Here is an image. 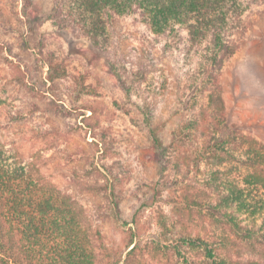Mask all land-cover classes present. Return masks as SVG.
Here are the masks:
<instances>
[{
  "label": "trees",
  "instance_id": "16d2710c",
  "mask_svg": "<svg viewBox=\"0 0 264 264\" xmlns=\"http://www.w3.org/2000/svg\"><path fill=\"white\" fill-rule=\"evenodd\" d=\"M263 1L55 0L47 19L86 37L103 55L120 92L114 104L150 141L156 184L170 189L167 208L158 210L156 232L139 238L149 197L135 194L140 207L124 216L128 170L119 158L101 162L116 147L106 131L87 142L91 150L79 145L71 153L89 163L83 180L73 181L102 198L93 213L53 182L35 156L0 136V264H264V141L227 124L218 80L237 49L244 16ZM22 2L26 13L33 2ZM128 19L139 31L133 46L122 24ZM40 53L47 82L68 78L63 57L42 42ZM17 81L29 88L22 77ZM80 85L79 92L98 94L96 86ZM43 96L48 112L71 115L59 99ZM9 98L3 85L2 126L21 117ZM176 117L166 142L163 130ZM32 132L50 149L75 135L66 125ZM112 219L132 223L124 245L102 228Z\"/></svg>",
  "mask_w": 264,
  "mask_h": 264
},
{
  "label": "rangeland",
  "instance_id": "374dc122",
  "mask_svg": "<svg viewBox=\"0 0 264 264\" xmlns=\"http://www.w3.org/2000/svg\"><path fill=\"white\" fill-rule=\"evenodd\" d=\"M32 2L24 13L22 0H0V87L6 85L9 101L19 105L21 115L13 125L0 124V136L27 155L35 156L53 182L93 213L102 198L73 181L83 180L89 163L82 159L74 160L75 156L71 153L78 150L79 145L91 150L87 142H92L94 135L101 136L106 131L115 140L116 147L111 151V156L101 162L119 158L128 170L124 183L128 195L123 203L124 216L129 219L140 207L135 194L147 192L148 205H144L146 210L140 212L141 220L145 223L140 228L139 238L155 233L158 210L167 208L164 199L170 189L156 184L160 176L150 141L142 130L132 124L130 117L114 104L120 92L103 55L86 37L73 34L70 29H60L47 19L55 0ZM122 24L129 34V46L135 45L138 29L130 19ZM243 29L236 33L237 49L224 65L218 79L224 100L223 117L238 134L264 141V1L246 13ZM40 42L46 49L56 51L67 63L68 78L59 80L55 86L46 81L48 67L40 53ZM19 77L29 88L18 83ZM80 82L96 86L98 94L79 92L77 87L81 88ZM43 94L59 99L60 103L73 110L71 115L63 118L48 112L49 99ZM89 103L95 108L94 112L84 109L83 104ZM34 104L40 110L33 112ZM6 111V108L0 107V116L7 117ZM177 121L178 118H174L163 130L166 142H169ZM39 125L42 128L72 126L75 135L58 148L50 149L33 135L32 130ZM97 158L94 161L99 165L101 163ZM141 186L143 189H140ZM152 186H156V189ZM158 190H162V194ZM129 226L132 223L125 226L121 220L112 219L106 221L102 228L108 239L124 245L128 241V237L123 238L129 233Z\"/></svg>",
  "mask_w": 264,
  "mask_h": 264
}]
</instances>
